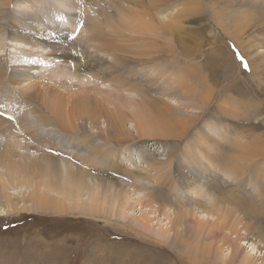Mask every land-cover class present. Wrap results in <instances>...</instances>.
Instances as JSON below:
<instances>
[{"label":"rangeland","instance_id":"rangeland-1","mask_svg":"<svg viewBox=\"0 0 264 264\" xmlns=\"http://www.w3.org/2000/svg\"><path fill=\"white\" fill-rule=\"evenodd\" d=\"M70 1L76 2L80 7L75 9V12L82 27L75 32H83L84 26L99 18L103 20L105 16L113 20L121 14L123 4L121 0H96L95 3L84 0L81 4L79 2L82 0ZM165 2L167 1L159 2L154 9L155 20L152 23L157 28L153 36L155 43L150 44L148 39L140 42L142 49L153 52L157 50L163 56L170 55L167 60L168 70L162 74L163 77H159L157 85H154L156 90L152 91L153 99L157 103L146 106V111L143 112L155 116L156 119L152 121L148 131L146 123L141 125L140 129H134V122L127 116V132L122 133V139L143 138L149 159L144 158L146 155L137 148V144L128 141L117 142L114 162L104 166L106 169L97 163L89 168V163L76 160L86 171H93L88 179L96 182L101 189L109 190L108 197L99 195V205L93 204L96 208L81 215L65 213L56 216L45 212L18 214L13 213L2 200L0 264H238L225 259L228 258L226 245H210L206 234L197 235L184 230L181 231L183 237L172 238V245H169L165 240L170 238L158 240L151 230L142 229L135 224V218H140L141 211H144L148 215L150 226L164 229L167 219L163 214L157 215L159 211L155 210L156 204L159 205L163 201L170 205L171 201H175L177 206H180L182 204L178 200L200 199L202 196L194 192L197 188L202 189L201 193L204 195L201 181L195 183V189L182 188L174 176L173 169L183 152L188 151L189 157L200 151L205 153L208 160L202 155L199 156L197 160L203 165L194 168L192 172V176L197 173V176H204L203 179L208 178L207 173L213 172L215 163L220 167L225 166V172H228L230 164L239 165L246 161L243 150H247V146L249 150L257 153L255 162L264 168V71L251 74L242 49L224 33L220 25H217L219 21L230 30L229 4H224L221 0H170L169 5ZM13 7L14 0L10 4V8ZM101 9H104V12ZM182 11L187 15L178 14ZM175 15L176 19L181 21L179 27L165 30L160 28L163 24L173 23ZM20 29L23 33L27 32V29ZM73 31L74 28L66 26L60 32V47H68V42H76L74 36L77 34H73ZM43 33L42 36H45L47 32ZM50 35L48 38L55 40L53 35ZM238 36L241 40L245 38L244 33ZM73 48L80 49L77 45ZM75 50L71 53L77 52ZM251 54L256 59V52ZM0 57L9 65L25 64L38 83L63 81L67 84V91L77 87L92 88L102 93L111 92L137 100L133 92L120 88L113 82L100 80L87 73L76 75L70 60H54L42 46L12 40L8 34L1 31ZM240 57H243V61ZM244 62L248 64L247 69ZM167 74L172 76L171 81L165 79ZM163 81L165 83H162ZM166 81L173 84L166 85ZM178 83L184 85L182 90H178ZM1 98L0 108L7 109L11 105L15 109L16 117L12 118L26 117L39 132L47 136L52 133L55 144L62 140L57 126L38 124L35 121V114L31 112L32 102L27 103L26 100L16 97L9 105ZM159 103L162 104V112L157 107ZM162 107L168 109L164 111ZM86 127L89 132L94 133L93 128L88 125ZM15 131L18 135L23 132L22 129ZM12 138L15 142H24L21 136L15 138L13 135ZM62 143L63 145L58 144L61 147L52 146V149L42 144L41 149L52 151L58 158L63 154L68 158L77 154L78 150L72 147L71 141ZM166 159H170V180L160 178L156 174L157 169L151 167L154 160ZM116 160L135 174V177L130 178L118 172L115 168ZM66 161L68 165H72L71 160ZM190 171L192 170L187 167L183 169L186 174ZM161 188L169 190V199L161 194ZM247 189H250L253 196L256 195L249 185ZM17 191L19 190L15 192ZM117 194L122 197L113 203L112 197ZM140 199L144 201L143 208L138 204ZM254 199L257 200L255 197ZM129 204L131 209H126ZM168 207L165 209L170 211L166 213L170 214L171 209ZM121 209H124L126 218L119 216ZM211 209L210 206L207 207L208 211ZM180 241L183 246H178ZM240 243L245 251L252 252L254 244H251V241L247 244L243 241ZM208 248L213 254L215 251H221L222 256L201 255V251ZM261 260L264 264V256L257 258V261Z\"/></svg>","mask_w":264,"mask_h":264},{"label":"bare ground","instance_id":"bare-ground-1","mask_svg":"<svg viewBox=\"0 0 264 264\" xmlns=\"http://www.w3.org/2000/svg\"><path fill=\"white\" fill-rule=\"evenodd\" d=\"M12 1L0 0L2 33L8 34L12 40L42 46L54 60H70L76 75L87 73L100 80L113 82L137 96V100L128 99L119 94L102 93L92 88L77 87L67 91V84L63 81L38 83L25 64L9 65L0 57L1 99L9 105L16 97L26 100L27 103L32 102L33 106L29 105L32 107L31 112L35 114V121L38 124L57 126L62 138L58 144L63 145L62 142L71 141L72 147L79 151H76L77 154L72 158H68L66 154L62 157L59 155L58 158L52 151H44V148L41 149L42 144L51 149L61 147L53 142L52 133L47 136L39 132L26 117L12 118L15 109L11 105L7 109L0 108V202L4 200L5 205L18 214L45 212L56 216L65 213L77 216L87 213L96 208L93 204L99 205V195L109 196V190L101 189L96 182L88 179L93 171H86L77 161L89 163V168L97 163L106 169L104 166L114 162L117 142L128 141L137 144V148L146 155L144 158L149 159L143 138L122 139V133L127 132V116L134 122V129H140L141 125L146 123L148 131L152 121L156 119L155 116L143 112L146 111V106L157 103L153 99L152 91L156 90L154 85H157L159 77L168 70L167 60L170 55L163 56L157 50L153 52L142 49L140 42L148 39L150 44L155 43L153 36L157 28L152 23L155 20L154 9L163 0H121L123 4L118 17L112 16L113 20H110L109 16H105L103 20L99 18L84 26L83 32H75L82 27L75 12V9L80 8L76 2L14 0L15 7L10 8ZM86 1L95 3L96 0ZM166 1L165 4L169 5L170 0ZM221 1L230 6V30L219 21L217 25H220L224 33L242 49L251 74L256 71L263 72L264 3L262 0ZM79 3H84V0ZM178 14L187 15L185 11ZM176 17L177 15L173 16V23L163 24L160 28L165 30L179 27L181 21ZM66 26L74 28L72 33L77 34L74 36L76 42H68V47H60L61 38L58 37ZM20 28L27 29V32L23 33ZM44 31L47 33L42 36ZM49 33L55 40L48 38L51 37ZM243 33L245 38L241 40L238 35ZM76 45L80 49L75 50L73 47ZM73 50L77 51L76 54L71 53ZM253 51L256 52L257 60L251 54ZM165 79L171 81L172 76L167 74ZM164 81L162 83H165ZM170 81H166V85H169ZM183 88L184 85L178 83V90ZM160 106L162 104L159 103V110ZM166 108L162 107V110L166 111ZM86 125L93 128L94 133L89 132ZM16 129H22V134L18 135ZM13 135L15 138L21 136L24 142H15ZM246 149L243 150L246 161L239 165L230 164L228 172H225V166L220 167L215 163V169L211 174L207 173L206 179H203L204 176H197V173L192 176L193 169L203 165L197 158L202 155L208 160L205 153L200 151L189 157L188 151L183 152L173 169L174 176L182 188L195 189V183L201 181L204 195L201 193L203 190L197 188L194 192L202 197L178 200L182 204L180 206H177L175 201H171L169 205L159 200L161 203L155 205V210L159 211L157 215L163 214L167 219L164 229L150 226L148 215L144 211H141L140 218H135V224L142 229L151 230L158 240L170 238L165 240L169 245H172V238L181 239V231L184 230L197 235L206 234L210 245H226L228 258L225 259L228 262L262 264L263 260L257 261V258L264 256V168L255 162L257 153L249 150L248 146ZM246 152L252 156H248ZM66 160H71L72 165H68ZM169 166L170 159L154 160L151 163V167L157 169L156 174L166 180H170ZM185 167L192 171L186 174L183 172ZM115 168L130 178L135 177V174L118 160ZM248 185L255 196L247 189ZM17 189L19 191L15 192ZM159 191L169 199L167 188H161ZM120 197L122 196L119 194L113 196L112 202L115 203ZM254 197L257 198L256 201ZM138 204L143 208L144 201L140 199ZM167 206L171 209L170 214L166 213L169 210L166 211ZM208 206L212 208L211 211L207 210ZM126 209H131V204ZM119 216L127 217L124 209L120 210ZM240 241L246 244L251 241L254 251H245ZM178 246H183V243L180 241ZM201 253L210 254L208 257L213 254L210 248ZM214 254L222 256L221 251H215Z\"/></svg>","mask_w":264,"mask_h":264},{"label":"snow or ice","instance_id":"snow-or-ice-1","mask_svg":"<svg viewBox=\"0 0 264 264\" xmlns=\"http://www.w3.org/2000/svg\"><path fill=\"white\" fill-rule=\"evenodd\" d=\"M240 59L243 61V57H240ZM244 67L247 69L248 68V64L247 62H244Z\"/></svg>","mask_w":264,"mask_h":264}]
</instances>
